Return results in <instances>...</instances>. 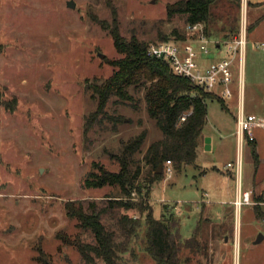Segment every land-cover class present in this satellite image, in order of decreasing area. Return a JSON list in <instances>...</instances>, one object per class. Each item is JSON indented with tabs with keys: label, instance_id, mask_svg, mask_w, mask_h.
<instances>
[{
	"label": "rangeland",
	"instance_id": "1",
	"mask_svg": "<svg viewBox=\"0 0 264 264\" xmlns=\"http://www.w3.org/2000/svg\"><path fill=\"white\" fill-rule=\"evenodd\" d=\"M73 1L74 7L68 0H0V264H42L41 255L55 264H86L77 245L94 242V235L69 216L66 205L82 201L86 207L95 201L101 207L107 205V195L119 194L118 186L88 185V173H98L99 166L118 170L122 144L142 129L146 138L131 167L139 166L144 186L152 172L143 152L162 133L142 94L136 95V109L109 102L110 113L126 116L117 130L106 119V126L84 131L85 117L96 108L87 83L109 76L114 70L110 60L121 56L96 19L111 22L115 12L123 36L134 33L150 42L165 34L180 45L173 29L185 32V16L167 15L166 5L174 0ZM230 5L220 1L207 24L209 37L220 46L212 40L216 55L205 61L231 57L227 43L245 25L242 94L236 56L232 95L223 96L217 86L215 97L207 100L202 135L210 139V148L197 147L195 161L180 169L170 163L171 174L165 170L149 188L153 215L175 211L180 240L190 239L191 245L179 253L182 264H264V219L257 216L255 204L236 209L239 182L234 168L226 165L239 152L235 130L241 96L244 112L264 121V0ZM252 132L257 141L264 140V126H254ZM260 154L264 157V144ZM241 155L240 188L253 189L257 198L264 190V159L255 164L247 143ZM145 191L132 189L130 195L140 201ZM123 214L137 218L135 233L122 228ZM101 220L125 247L121 264H155L145 250V212L114 207ZM259 234L263 238L256 241Z\"/></svg>",
	"mask_w": 264,
	"mask_h": 264
},
{
	"label": "trees",
	"instance_id": "2",
	"mask_svg": "<svg viewBox=\"0 0 264 264\" xmlns=\"http://www.w3.org/2000/svg\"><path fill=\"white\" fill-rule=\"evenodd\" d=\"M220 1L222 0H174L166 5L167 15H184L186 25L203 23L204 32L210 36L207 24L216 17L214 12H217L216 5ZM239 1L226 0L230 6L235 2L239 4ZM96 20L111 35L121 56L110 60L114 70L109 76L103 79L94 78L87 83V90L96 101V108L85 117L84 131L87 132L95 124L106 126V119H112V129L117 130L118 123L125 122L126 116L110 113L107 109L109 102L128 104L136 109V95L142 94L146 111L162 135L151 141L143 152L142 160L152 169L150 176L145 178L146 186L138 180L139 166L135 170L131 167L133 154L141 150L146 138V129H142L122 144L120 153L116 155L118 170L99 166L98 173H88V185L118 186L119 194L107 195V205L101 207H98L95 201H89L86 207L82 201L66 205L69 216L77 218L80 226L90 230L95 238L94 242H79L77 248L86 264H98L97 258L104 261V264H121L120 252L124 251L125 247L116 242L115 233L106 227L101 217L114 207L137 208L145 212V250L155 264H182L179 253L183 246L191 245L190 239L180 240V223L175 211H163L159 218L153 215L152 205L147 202L150 197L149 188L156 180L162 178L166 160H170L176 169L195 161L207 116V100L215 96L187 77L174 73L166 60L148 56L147 41L139 39L134 33L128 38L123 36L119 31L115 12L111 22L98 18ZM173 33L176 40L189 37L187 28L183 33L173 29ZM159 36L161 40H168L165 34ZM182 115L185 116L184 119H181ZM249 145L254 162L258 164L256 141H249ZM159 164H162L161 172L157 171ZM144 188L145 195L140 201L134 200L130 195L132 189L142 194ZM257 198L262 199V196ZM260 206L255 204L256 214L264 219V210ZM119 222L126 233H135L138 222L136 217L123 214ZM40 262L55 264L45 255H41Z\"/></svg>",
	"mask_w": 264,
	"mask_h": 264
},
{
	"label": "built area",
	"instance_id": "3",
	"mask_svg": "<svg viewBox=\"0 0 264 264\" xmlns=\"http://www.w3.org/2000/svg\"><path fill=\"white\" fill-rule=\"evenodd\" d=\"M189 37L184 40H179L182 43L178 45L174 41L159 40L150 41L146 47V54L150 57L166 60L174 73L187 77L192 82L198 84L203 89L215 92V87L220 86L221 94L223 96H231L232 91L229 83L233 80L231 65L236 56L239 58V80L238 89L242 94V55L246 44V26L242 25L238 35H234L228 41V49L232 52L231 57L212 59L209 62L205 58L215 53L216 50L210 48L211 39L204 32V24L197 22L194 24L186 25ZM176 40V39H175ZM214 41V40H213ZM216 47L220 46L219 41H214ZM185 116L182 115L181 119ZM254 126H264V121L257 119L253 113H245L242 96L240 99L239 111L236 116V138L238 142L239 152L236 160L227 162L229 168H234L235 175L237 176L239 186L238 193L233 203L237 210H240L242 204H264V190L261 195L262 199L255 198L256 195L253 189L241 190V167L242 155L241 149L244 143L249 144V141L255 140L252 129ZM172 163L166 160L165 172L171 174Z\"/></svg>",
	"mask_w": 264,
	"mask_h": 264
},
{
	"label": "crops",
	"instance_id": "4",
	"mask_svg": "<svg viewBox=\"0 0 264 264\" xmlns=\"http://www.w3.org/2000/svg\"><path fill=\"white\" fill-rule=\"evenodd\" d=\"M214 55H216V53H212L209 57H213ZM243 100V98H242ZM236 131V130H235ZM236 135V134H235ZM255 141H256V149H257V152H258V157H259V163L260 161H263L264 157L261 156L260 152H261V148L264 144V140L263 138L259 141H257L256 137H255ZM205 144V141H204V137L202 135V140L200 142V144L198 145V147H202L203 145ZM249 145V144H248ZM232 200V199H231Z\"/></svg>",
	"mask_w": 264,
	"mask_h": 264
},
{
	"label": "water",
	"instance_id": "5",
	"mask_svg": "<svg viewBox=\"0 0 264 264\" xmlns=\"http://www.w3.org/2000/svg\"><path fill=\"white\" fill-rule=\"evenodd\" d=\"M67 4L70 7H74V1L73 0H68ZM99 55H100V57H103L104 54L100 53ZM204 141H205V148L209 149L210 148V139L208 137H206ZM161 170H162V164H159L157 171L161 172ZM262 238H263V235L259 234L256 241H260Z\"/></svg>",
	"mask_w": 264,
	"mask_h": 264
}]
</instances>
